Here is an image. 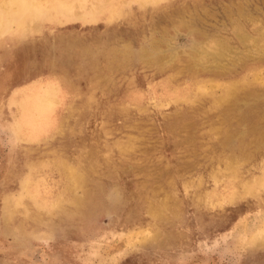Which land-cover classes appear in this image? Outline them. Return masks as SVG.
Segmentation results:
<instances>
[{
    "label": "rangeland",
    "instance_id": "obj_1",
    "mask_svg": "<svg viewBox=\"0 0 264 264\" xmlns=\"http://www.w3.org/2000/svg\"><path fill=\"white\" fill-rule=\"evenodd\" d=\"M58 1L0 0V264H264V0Z\"/></svg>",
    "mask_w": 264,
    "mask_h": 264
},
{
    "label": "bare ground",
    "instance_id": "obj_2",
    "mask_svg": "<svg viewBox=\"0 0 264 264\" xmlns=\"http://www.w3.org/2000/svg\"><path fill=\"white\" fill-rule=\"evenodd\" d=\"M108 1V0H107ZM106 1V2H107ZM162 0H147V2H153V4H150L151 6L152 5H157V4H159V2H161ZM7 2H8V0H1V6L3 5V6H5L6 4H7ZM105 2V3H106ZM145 2H146V0H145ZM145 6V5H144ZM57 7H62L63 8V10H67V9H69V8H71V5H69L67 2H63V0L62 1H58L57 2V4H55L53 7H51L50 6V4H45V5H43V7H38L37 8V10H38V12H39V14H43V15H50V13H51V11H53L55 8H57ZM77 7V6H76ZM140 7H141V5H140ZM52 8V9H51ZM72 9V8H71ZM95 10V9H94ZM94 10H92V11H94ZM95 12H97L96 10H95ZM121 12V9H118V10H115L114 12H113V14H112V19H114L115 17H119V15L122 13H120ZM79 13V12H78ZM74 13L73 12H70V15H71V18H76V17H73L72 15H73ZM86 17H83V18H81L80 20H84ZM14 19H17V23L19 24V16H14L13 17V20ZM2 27V20H0V28ZM54 95V94H53ZM36 103V102H35ZM45 108V107H44ZM53 110V109H52ZM50 111V110H49ZM22 126V125H21Z\"/></svg>",
    "mask_w": 264,
    "mask_h": 264
}]
</instances>
